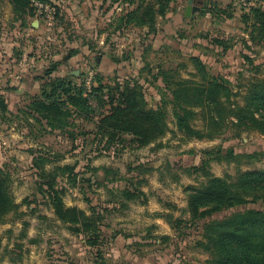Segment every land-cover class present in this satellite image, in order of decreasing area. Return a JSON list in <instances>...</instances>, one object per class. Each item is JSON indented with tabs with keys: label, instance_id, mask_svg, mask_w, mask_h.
Here are the masks:
<instances>
[{
	"label": "rangeland",
	"instance_id": "374dc122",
	"mask_svg": "<svg viewBox=\"0 0 264 264\" xmlns=\"http://www.w3.org/2000/svg\"><path fill=\"white\" fill-rule=\"evenodd\" d=\"M188 1L179 0L174 11L158 19L161 35H157L156 41L144 28L115 32L111 26L113 17L122 13L118 3L34 1L32 12L19 14L10 0H0V95L9 109L0 116V168L8 174L10 192L19 205L17 213H10L0 223V264H97L96 253L84 237L57 220L48 199L40 194L31 151L35 155L39 151L46 153L53 160L59 155L60 165L77 166L76 172L81 173L79 186L72 188L67 181L60 183L68 189L64 203L88 215L91 207H101L112 199L105 187L82 183L84 178L105 181L103 172L94 174L88 165L119 169L117 179L133 176L129 174L130 167L140 164L155 168L139 186L147 195L146 204L130 202L129 209L106 213V234L120 233L104 246L107 264H207L209 254L195 245L201 239L203 222H189L190 214L186 211L188 189L207 181L203 172L193 168L201 165L206 151L220 148L224 159L211 162L209 171L213 175L235 178L242 171L264 170V135L227 123L215 138L195 139L178 130L171 115L169 131L159 140L162 147L157 148L156 143L138 146L127 141L115 149L100 151L96 150L94 135H80L73 142L64 133L49 132L31 118L27 120L22 113L31 98L40 94L49 70L56 78L73 77L78 83L84 80L88 88L95 84L98 72L111 84L115 78L139 79L149 105L155 108L161 102L156 86L162 84L153 79L159 65L176 67L184 63L187 69L182 76L199 79L193 76L197 71L191 56L200 57L213 75L227 78L237 95L234 100L243 104L249 83L264 79V45L250 41L241 16L250 7L264 6V0H195L201 10L193 17L186 16ZM204 35L209 38L204 39ZM215 37L224 39L231 48L225 52L223 47L211 45ZM108 53L120 62L108 60ZM97 58H101L99 63ZM28 73L32 84L27 82ZM197 112L193 125L202 130L207 120L200 109ZM94 128V124L86 122L79 127L82 131ZM228 151L262 156L252 161H229ZM126 184L122 180L108 187L125 189ZM246 209L264 210V203L219 212L205 221ZM164 215H170L173 222L184 221L179 231ZM164 235L169 239L162 242L159 238Z\"/></svg>",
	"mask_w": 264,
	"mask_h": 264
},
{
	"label": "trees",
	"instance_id": "16d2710c",
	"mask_svg": "<svg viewBox=\"0 0 264 264\" xmlns=\"http://www.w3.org/2000/svg\"><path fill=\"white\" fill-rule=\"evenodd\" d=\"M14 11L26 14L33 11L32 3L48 0H10ZM111 4L122 6V13L113 17L111 26L115 32L128 28H147L148 35H157L158 19L166 18L179 0H104ZM174 11V10H173ZM231 16V15H230ZM241 21L249 31L253 44L264 45V6L250 7L244 12ZM209 35H204L208 39ZM211 45L229 48L226 41L215 37ZM245 44L248 45L247 41ZM248 58V57H247ZM114 61L120 62L113 56ZM196 68V78H184L182 72L187 69L184 63L176 67L159 65L153 75L154 82H160L156 88L161 95V102L152 107L146 97L145 87L136 78L114 79V84L106 83L103 75H95V84L88 88L84 82L78 83L73 77L56 78L52 71L46 74L39 95L33 96L22 111L28 119L49 132L59 131L75 142L80 135L84 138L94 135L96 150L115 149L123 142L130 141L138 146L156 143L157 148L163 146L160 138L169 131V118L172 115L178 130L195 139L215 138L220 128L227 123L245 130H255L264 135V79L249 83L243 104L234 97L236 93L231 82L221 75H213L208 65L198 56H191ZM101 58H97L99 61ZM200 109L206 118L205 128L196 129L193 122ZM6 100L0 95V116L8 111ZM233 119V120H232ZM92 123L93 131L79 129L82 123ZM77 131L79 133H77ZM86 139L84 142H87ZM103 146V149H101ZM34 154L33 166L39 177L40 194L47 198L48 205L54 211L57 220L69 224L74 234L81 235L87 246L96 253L97 264H107L105 259V244L120 234L115 231L107 235L105 228L109 227L106 213L129 209L130 202L147 203V195L139 188L145 177L155 171L154 167L137 165L130 167L128 178L117 177L119 169L112 167H91V172H103L105 181L98 182L94 178H84L82 183L93 187H105L112 199L101 207L90 208L91 214L77 207H67L64 196L67 192L62 181H67L72 188L79 186L81 173L76 172V165H60L61 156L51 159L46 153L31 151ZM217 153V154H216ZM216 154V156H215ZM200 166L193 169L203 172L207 181L200 187L189 188L187 212L189 222L202 223L201 239L195 245L209 254L207 264H264V210L246 209L234 212L222 219L205 221L216 213L234 209L249 203H264V170L250 169L240 172L235 178L218 177L210 171L213 160L224 159L222 151H206ZM262 156L260 153L235 154L226 153L231 160L246 159L252 161ZM238 163H241L238 161ZM50 169H47V167ZM126 181L125 189H109L108 184L116 181ZM8 174L0 168V223L6 217L17 213L19 205L10 192ZM89 201V200H88ZM111 206V208L109 207ZM167 217L176 230L184 222L170 215ZM159 238V237H157ZM162 242L169 239L164 235Z\"/></svg>",
	"mask_w": 264,
	"mask_h": 264
},
{
	"label": "water",
	"instance_id": "95a60500",
	"mask_svg": "<svg viewBox=\"0 0 264 264\" xmlns=\"http://www.w3.org/2000/svg\"><path fill=\"white\" fill-rule=\"evenodd\" d=\"M189 5L187 7V10H186V16L187 17H193V13L197 12V11H200L201 9L196 7V6H193L194 4V0H189Z\"/></svg>",
	"mask_w": 264,
	"mask_h": 264
},
{
	"label": "crops",
	"instance_id": "0c3cea01",
	"mask_svg": "<svg viewBox=\"0 0 264 264\" xmlns=\"http://www.w3.org/2000/svg\"><path fill=\"white\" fill-rule=\"evenodd\" d=\"M196 6V5H195ZM144 29H147V28H144ZM157 35H161V30L159 29V31H158V33H157ZM157 35H155L154 37H153V40L155 39L156 41L158 40V38H157ZM153 43V42H152ZM106 57L108 58V60H113V55L111 54V53H108V54H106ZM28 76L29 77H27V79H28V81L27 82H29V84H32L33 82V78H31V75L28 73ZM31 82V83H30Z\"/></svg>",
	"mask_w": 264,
	"mask_h": 264
},
{
	"label": "flooded vegetation",
	"instance_id": "af4514ba",
	"mask_svg": "<svg viewBox=\"0 0 264 264\" xmlns=\"http://www.w3.org/2000/svg\"><path fill=\"white\" fill-rule=\"evenodd\" d=\"M194 2H195V0H194ZM195 4H193V6H194ZM197 7V6H196Z\"/></svg>",
	"mask_w": 264,
	"mask_h": 264
}]
</instances>
